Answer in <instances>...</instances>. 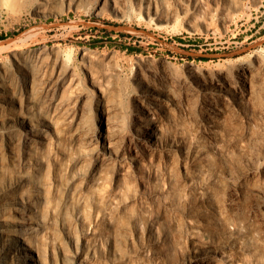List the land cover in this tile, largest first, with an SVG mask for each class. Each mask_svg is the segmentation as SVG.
Segmentation results:
<instances>
[{
    "label": "rangeland",
    "instance_id": "1",
    "mask_svg": "<svg viewBox=\"0 0 264 264\" xmlns=\"http://www.w3.org/2000/svg\"><path fill=\"white\" fill-rule=\"evenodd\" d=\"M10 1L22 12L0 18V41L68 42L84 88L92 87L76 49L89 46L98 52L90 61L96 76L118 67L125 99L137 68L176 97L153 115L157 144L122 150L85 182L72 177L89 162L74 161L78 144L56 127L43 152L45 222L59 229L51 199L71 177L64 219L86 264H264V71L251 96L234 69L241 58L264 57V0H155L163 20L148 18L139 0H127L123 18L108 7L93 13L91 0L59 20L34 18L29 0ZM165 55L177 61L173 79L160 67Z\"/></svg>",
    "mask_w": 264,
    "mask_h": 264
},
{
    "label": "bare ground",
    "instance_id": "2",
    "mask_svg": "<svg viewBox=\"0 0 264 264\" xmlns=\"http://www.w3.org/2000/svg\"><path fill=\"white\" fill-rule=\"evenodd\" d=\"M29 1L25 11L45 20L51 16L59 20L63 12L83 10L91 2ZM154 1L139 0L148 8V18L153 12L163 20L162 13L153 6ZM126 3L127 0H98L93 13L100 14L108 7L116 17L123 18L126 13L121 7ZM21 12L10 0H0V18L3 15L18 18ZM19 41L13 47L10 40L0 41V264H86L82 245L64 219L65 202L71 196V177L61 199L56 195L51 199L50 209L57 211L59 229L47 224L42 214L43 152L56 134V127L68 131L78 144L74 161L89 162V169H82L72 177V181L85 182L92 169L110 163L112 156L122 150L157 144L158 124L153 115L161 112L170 102L167 100L174 101L176 97L171 93L168 98L143 69L137 68L125 99L115 81L118 67L96 76L90 61L98 52L89 46L76 49L92 87L84 88L71 62L75 46L58 41L32 47L39 42L37 39ZM144 59L138 61H148ZM234 66L241 85L252 96V81L264 71V57L257 53L252 60L241 58ZM160 67L173 79L177 61L165 55ZM188 68L193 75L200 71L192 64ZM260 104L264 109V89ZM258 196L263 204L264 193ZM56 232H61V237L55 236ZM44 233L51 244L45 243Z\"/></svg>",
    "mask_w": 264,
    "mask_h": 264
}]
</instances>
